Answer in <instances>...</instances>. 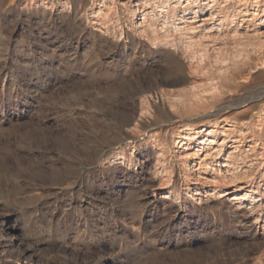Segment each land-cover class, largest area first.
I'll list each match as a JSON object with an SVG mask.
<instances>
[{
  "label": "rangeland",
  "instance_id": "obj_1",
  "mask_svg": "<svg viewBox=\"0 0 264 264\" xmlns=\"http://www.w3.org/2000/svg\"><path fill=\"white\" fill-rule=\"evenodd\" d=\"M126 1L98 25L91 0H0V264H264V21L189 57L137 35ZM224 120L256 147L242 204L173 153L183 125Z\"/></svg>",
  "mask_w": 264,
  "mask_h": 264
},
{
  "label": "bare ground",
  "instance_id": "obj_2",
  "mask_svg": "<svg viewBox=\"0 0 264 264\" xmlns=\"http://www.w3.org/2000/svg\"><path fill=\"white\" fill-rule=\"evenodd\" d=\"M91 1L89 7L90 14L93 16V19L90 20L91 24L100 25L102 22L99 18L106 14L114 0ZM166 1L127 0L121 3L123 10L129 15L127 18L130 21V27L137 35L145 37L153 48L159 45L176 48L180 45L183 52L189 57L195 56V48L199 47L202 51L206 50L207 44L216 40V36L223 34L224 30L229 29L237 33L241 25L238 22L245 18L248 19L250 15L251 18L260 15L261 21H264V0ZM238 2L239 5H236ZM92 6H97V8ZM197 88L194 83L189 85L191 91ZM263 114L264 112L261 115ZM224 123V125L219 126L220 124L218 125L216 122L208 127L205 125L199 127L183 125L175 134L173 142L177 149L175 148L173 153L180 156L179 162L185 180H189L190 176L198 179L202 176L201 172L204 171L210 173L208 179L211 182L221 181L226 186H231L220 192L216 191L215 188L204 190L205 196L213 194L219 197L231 195L229 200L233 201L232 204H242L246 200H255L251 193L257 183V178L252 171L253 163H249L247 167H244V164L250 161L249 151L255 150L256 147L248 145L249 148L245 149L247 151L245 152L241 147L244 140L241 141V135L236 134V130L234 131L240 125L238 126L235 120H226ZM224 126L226 127L224 128ZM218 136H221L219 141H217ZM261 145L262 152H259L258 155L264 158V141ZM133 150L132 148V152ZM161 152L157 153L158 156H162ZM121 159L122 164H130L131 162L130 158H125L123 155ZM261 166L263 169L262 171L259 170L261 172L260 177L264 175V164ZM158 173L161 176H166L167 170L164 166H160ZM194 190L192 195L190 194V198L200 194L201 189L199 187ZM172 194V191L165 190L162 196L168 198L172 197Z\"/></svg>",
  "mask_w": 264,
  "mask_h": 264
}]
</instances>
